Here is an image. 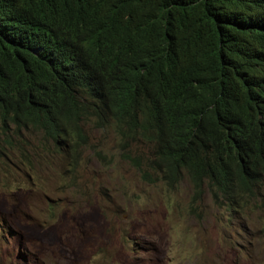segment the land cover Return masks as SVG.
I'll list each match as a JSON object with an SVG mask.
<instances>
[{
    "label": "trees",
    "instance_id": "1",
    "mask_svg": "<svg viewBox=\"0 0 264 264\" xmlns=\"http://www.w3.org/2000/svg\"><path fill=\"white\" fill-rule=\"evenodd\" d=\"M110 1L0 0V162L51 157L75 174L88 150L110 166L90 123L110 129L141 181L185 180L190 218L205 217L204 198L227 217L264 214V0H127V39L98 24ZM127 51L152 66L121 74ZM177 84L200 101L196 116L176 112Z\"/></svg>",
    "mask_w": 264,
    "mask_h": 264
},
{
    "label": "rangeland",
    "instance_id": "2",
    "mask_svg": "<svg viewBox=\"0 0 264 264\" xmlns=\"http://www.w3.org/2000/svg\"><path fill=\"white\" fill-rule=\"evenodd\" d=\"M85 131L110 166L88 150L75 174L51 157L31 170L0 162V264H264L263 213L227 217L204 198L205 217L190 218L185 180L145 183L115 155L110 129Z\"/></svg>",
    "mask_w": 264,
    "mask_h": 264
},
{
    "label": "clouds",
    "instance_id": "3",
    "mask_svg": "<svg viewBox=\"0 0 264 264\" xmlns=\"http://www.w3.org/2000/svg\"><path fill=\"white\" fill-rule=\"evenodd\" d=\"M157 11L161 13L159 10ZM98 24L105 27L104 36L110 37L116 33V39L131 37L133 33V15L127 0H111L108 7L98 15ZM116 61L119 72L125 76H130L136 73V67H139L140 70L143 66H152L153 57L136 51H127L120 54ZM167 89L171 92L175 101V107L179 111H176L177 113L196 116L197 111L200 112L201 103L199 100L195 102L194 92L191 89L179 84L172 85ZM167 107H172V105L168 104ZM113 137L115 138L114 151L117 156L118 139L116 136Z\"/></svg>",
    "mask_w": 264,
    "mask_h": 264
}]
</instances>
